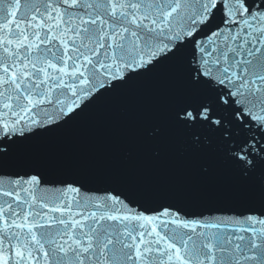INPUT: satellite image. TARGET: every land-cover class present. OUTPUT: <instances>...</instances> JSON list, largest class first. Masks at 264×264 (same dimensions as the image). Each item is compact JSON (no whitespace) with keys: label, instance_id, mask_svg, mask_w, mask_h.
I'll use <instances>...</instances> for the list:
<instances>
[{"label":"snow or ice","instance_id":"6c2138e0","mask_svg":"<svg viewBox=\"0 0 264 264\" xmlns=\"http://www.w3.org/2000/svg\"><path fill=\"white\" fill-rule=\"evenodd\" d=\"M162 69L185 90L171 125L218 153L239 189L91 188L20 161L35 138ZM191 163L214 176V158ZM258 173L256 198L243 187ZM0 264H264V0H0Z\"/></svg>","mask_w":264,"mask_h":264},{"label":"water","instance_id":"95a60500","mask_svg":"<svg viewBox=\"0 0 264 264\" xmlns=\"http://www.w3.org/2000/svg\"><path fill=\"white\" fill-rule=\"evenodd\" d=\"M184 96L176 71L162 69L100 102L62 127L49 170L54 175H78L93 184L91 188L122 182L153 194L182 198L206 193L226 196L239 189L235 174L219 163L218 153L204 147L194 149L190 133L171 125L169 109ZM152 125L162 129L156 142L141 136L142 128ZM156 149L161 152L159 160L152 157ZM205 158L217 161L215 174L207 181L191 163ZM259 175L243 187L256 198Z\"/></svg>","mask_w":264,"mask_h":264}]
</instances>
